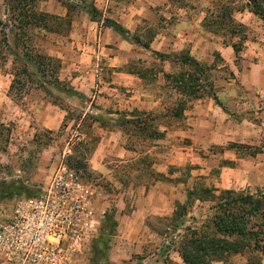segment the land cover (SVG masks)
<instances>
[{
	"label": "rangeland",
	"instance_id": "obj_1",
	"mask_svg": "<svg viewBox=\"0 0 264 264\" xmlns=\"http://www.w3.org/2000/svg\"><path fill=\"white\" fill-rule=\"evenodd\" d=\"M130 1L117 0L110 14L101 10L91 20L80 12L82 0H34L36 10L55 16L49 22L56 32L34 31L32 45L58 59L62 86L75 94L44 82L36 67L28 65L33 83L16 97L9 87L23 60L14 65L11 32L0 58V223L9 219L19 199L38 195L53 167L62 159L67 163L70 155L69 167L95 188L97 208L104 212L97 235L73 264H185L175 253L184 227L199 226L212 212L206 203H192L173 232L171 200H186L188 188H220L224 181V188L264 192V20L248 10L252 2L220 0L244 25L225 40L202 26L206 9L217 0H166L171 15H136L128 29L123 11ZM259 2L264 7V0ZM6 13L7 0H0L3 20ZM107 17L127 35L107 29ZM136 39L149 41V49ZM224 40L238 42L240 51L236 54ZM186 51L199 64L193 82L203 94L198 98L179 94L164 75L188 70L175 59ZM211 91L220 103L206 95ZM180 101L185 111L168 117L167 108ZM146 113L158 114L173 137L154 142L117 126ZM226 137L231 139L224 144ZM145 151L149 157L143 159ZM150 162L156 163L153 170L172 167L177 179L159 183L156 193L167 197L164 210L152 207L137 238L125 239L131 230L128 217L142 210L144 188L158 179L153 171H144ZM229 260L239 264L245 257ZM0 263L11 264L1 257Z\"/></svg>",
	"mask_w": 264,
	"mask_h": 264
},
{
	"label": "trees",
	"instance_id": "obj_2",
	"mask_svg": "<svg viewBox=\"0 0 264 264\" xmlns=\"http://www.w3.org/2000/svg\"><path fill=\"white\" fill-rule=\"evenodd\" d=\"M252 2L249 11L258 15L264 20V7L259 0H246ZM82 10L91 15V20L101 14L93 0L89 2L82 0ZM243 10V9H242ZM241 10V11H242ZM93 16V17H92ZM6 19L0 16V58L5 53V48L9 45L7 33L13 34V47L16 50L13 54L14 65L17 59H22L23 63L16 66L13 73V80L9 91L16 97H21L25 93L28 85L32 82L31 72L28 65L36 67L44 82L62 90L67 94H75L71 87L65 88L58 76V59L54 56L44 54L39 48L32 45L33 32L37 30L56 32L49 20L54 18L49 13L38 11L35 8L34 0H7ZM114 31L122 35H127L128 31L118 22L105 18ZM203 28L213 34L221 35L225 40L227 36H234L242 31L244 25L237 22L232 16V8L227 3L217 0L212 6L206 9V14L202 22ZM226 45H231L237 54L240 51L238 42L225 41ZM144 48L149 49L150 44L140 39L135 40ZM179 54V53H178ZM169 54H160L167 56ZM178 62L188 70L179 71L176 74L165 73V78L173 82L174 90L179 94L198 98L203 96L201 89L193 86L195 80V68L199 67L198 62L186 51L175 56ZM190 72V73H189ZM198 79V78H197ZM33 83V82H32ZM211 96L216 103H220L214 91L206 93ZM180 101L176 108L172 109L173 115L179 117L182 114L183 105ZM155 116L146 113L143 118H132L123 120L126 124L125 130L133 132L136 136L160 133L154 128ZM83 121V120H82ZM68 165L70 155L66 158ZM198 199L199 201L211 202V214L202 220L199 226H185L177 248L185 264H215L222 261L224 264H235L230 262V257L240 254L245 257L242 264H262L264 260V192L257 190L256 193H244L234 189H218L196 186L187 191V199L184 203L178 204L173 212L170 222L172 231H177L183 224V215L187 214L188 207Z\"/></svg>",
	"mask_w": 264,
	"mask_h": 264
},
{
	"label": "built area",
	"instance_id": "obj_3",
	"mask_svg": "<svg viewBox=\"0 0 264 264\" xmlns=\"http://www.w3.org/2000/svg\"><path fill=\"white\" fill-rule=\"evenodd\" d=\"M103 217L95 188L62 159L40 193L19 199L0 223V257L11 264H73Z\"/></svg>",
	"mask_w": 264,
	"mask_h": 264
},
{
	"label": "crops",
	"instance_id": "obj_4",
	"mask_svg": "<svg viewBox=\"0 0 264 264\" xmlns=\"http://www.w3.org/2000/svg\"><path fill=\"white\" fill-rule=\"evenodd\" d=\"M165 1L166 0H131L130 4L127 7V9L125 7L123 8V9H126L125 11H123L124 12L123 14L126 16L125 19L128 21L127 22L128 24H125L126 27L128 29L131 28L130 24H131V22H134V21H132V20H134V19H132V17L136 16V15L141 16V19L143 17L146 18L150 14L152 15V14H154L156 12L164 13V14L170 13V15H171L172 12H171V10H169V6L170 5L165 3ZM93 2H94V5L98 9L103 10L105 14H110V12H112L113 10L116 9V5H117V0H93ZM80 12L82 14L83 13L84 14L85 13L88 14L85 10H81ZM106 28L110 29V27H106ZM110 60H112V64L116 63L115 62L116 58L112 57V58H110ZM124 74H126V73L124 72ZM169 109H170V113L167 112V114L169 115L168 117H170V118H178L177 116L173 115V113H172V109L173 108L172 107L171 108L170 107L167 108V110H169ZM183 110L185 111V109L184 108L182 109V113H183ZM154 115H155L154 128L160 133V135L154 134L153 136H150V135L141 134L140 138H143L144 140H153L154 142H159V141H162L163 138L167 139L169 137H173V130L170 129V126L167 127V125H164L162 123V119L161 120L159 119L161 117L158 114L154 113ZM163 115H166V114H163ZM125 123L123 121H120L117 124V126L121 128L122 132L130 133L131 135H134L133 132H129L128 130H125V128H124L126 126ZM193 124H194V122H193ZM188 130H191V129L188 128ZM203 134H204V132H203ZM134 136H136V135H134ZM114 137H115V135H114ZM137 137H139V136H137ZM229 139H231V138L230 137H226L225 140H223L222 142L225 144ZM211 142L216 143L217 141L214 140V139H209L208 143H211ZM230 155L235 156V153L234 154L231 153ZM148 157H149V151H145L144 152V156H142V158L146 159ZM150 164H151V162H150ZM149 165L146 166V169L144 168L145 170L143 168L142 169L144 171H146V172L153 171L155 176H158V179L155 182L156 184L153 183V184L148 185L147 187L144 188V192H146V196L143 197V198H144V200L146 199V201H144L145 205L142 204V206H141L142 210L139 209L137 214H135V212H134L130 217H128V220H127L128 222L127 223H131L130 224L131 230L129 231L128 234L123 236L125 239L131 240L132 238H134V240H135L137 238L138 233H139L140 229L142 228V225H143L142 223H144V220L147 217V215L150 212V209L152 207L154 208V206L155 207L157 206L159 210H164L162 204L164 202V199H167V197L162 195V194H159V193L157 194L156 193V189H157V186L159 185V183H162V181H165L167 183L173 184V179L174 178H175V180L177 179L176 176H174V174H173V168L172 167H170L169 170L166 172V171H164V170H162L160 168H157V169L154 168V170H153L152 167H154L156 165V163H153V166H152V164L150 166ZM222 168L231 169L233 167L224 166ZM224 183H225V181L222 184H219L220 188L217 187V186H215V188L226 189V188L223 187ZM189 189H192V188H188L186 190V192ZM172 190H173V187H172ZM171 198H172V192H171V195H170V199ZM186 199H187V196H186ZM142 201L143 200L141 199V203H142ZM185 201L186 200L174 202V200H171V203H173V205H172V208H173L172 215H173V212L176 210L177 205L178 204H182ZM195 202H200V203H202V205L206 203V204H208V207L210 209L211 202H209V201H199L198 199H196L194 201V203ZM194 203H193V205H194ZM203 207H204V205H203ZM172 215L170 217H172ZM186 215H183L182 219H184L186 217ZM204 217H207V215H205ZM130 218H133V219H130ZM196 219H198V216H197ZM175 253H177L178 257L181 258L180 254H179V252L177 250H175ZM235 256L242 257L240 254L233 255V257H235ZM233 263H235V261H233ZM240 263H242V262H240ZM0 264H4V263H0ZM215 264H224V263L222 261H220V262H216ZM262 264H264V260L262 261Z\"/></svg>",
	"mask_w": 264,
	"mask_h": 264
}]
</instances>
